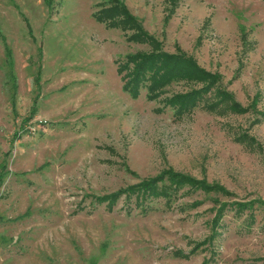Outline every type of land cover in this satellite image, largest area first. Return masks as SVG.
Instances as JSON below:
<instances>
[{
  "label": "rangeland",
  "instance_id": "1",
  "mask_svg": "<svg viewBox=\"0 0 264 264\" xmlns=\"http://www.w3.org/2000/svg\"><path fill=\"white\" fill-rule=\"evenodd\" d=\"M103 1L0 0V264H264V0H120L160 51L214 75L211 100L240 108L180 116L165 98L201 83L122 91L115 60L149 47L95 21ZM165 171L226 194L183 186L144 212L92 201ZM212 197L250 200L252 222L225 210L213 227Z\"/></svg>",
  "mask_w": 264,
  "mask_h": 264
},
{
  "label": "trees",
  "instance_id": "2",
  "mask_svg": "<svg viewBox=\"0 0 264 264\" xmlns=\"http://www.w3.org/2000/svg\"><path fill=\"white\" fill-rule=\"evenodd\" d=\"M101 5L102 7L92 14L95 21L104 23L109 27L119 28L122 31H129L127 35L129 41L145 44L149 47L148 51L139 50L125 55L122 61L115 60L116 73L119 74L121 89L130 97H136L139 94V90L144 89L145 96L148 99H153L162 93L163 89L170 83L184 81L187 84L201 83V86L185 92L174 93L165 98V104L170 106L177 116L190 111L195 106H200L207 111H214L218 104H222L225 101L227 104L221 107L222 110L230 109L237 111L240 109L227 95L218 90H216V93H213L216 100H211V95L208 93L215 83L214 75H210L200 69L193 60L183 54L160 51L158 43L141 29L138 22L129 14L120 0H104ZM3 47V61L6 67L4 83L7 85L10 101L12 102L16 90L13 61L10 48L6 44ZM262 115L264 116V113ZM235 138L236 141L242 142L240 136ZM5 171V164L1 161L0 180ZM183 186H187L193 191L199 189L205 194L209 192L220 195L226 194L216 184H207L203 180H197L184 174L165 171L116 192L114 191L104 195H92L91 198L92 201L98 204L104 203L106 210H111L116 199L122 194L126 200L133 197L134 205L139 207L140 211L144 212L145 209L149 208L147 202L151 200L162 199L164 205L169 206L174 194ZM211 199L218 203L215 208V216L212 220L213 227L216 224V220L225 210L232 211L236 217L245 214V226H248L252 222L253 203L250 200L231 202L229 204L224 201H218L216 197H212ZM257 203L262 204L261 208L264 210V201H258Z\"/></svg>",
  "mask_w": 264,
  "mask_h": 264
}]
</instances>
